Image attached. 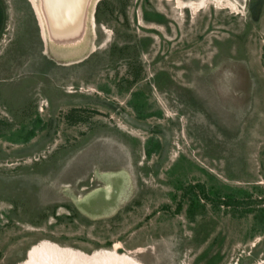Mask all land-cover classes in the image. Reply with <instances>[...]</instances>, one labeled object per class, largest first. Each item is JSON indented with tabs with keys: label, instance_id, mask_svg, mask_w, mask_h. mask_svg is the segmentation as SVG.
Returning <instances> with one entry per match:
<instances>
[{
	"label": "rangeland",
	"instance_id": "rangeland-1",
	"mask_svg": "<svg viewBox=\"0 0 264 264\" xmlns=\"http://www.w3.org/2000/svg\"><path fill=\"white\" fill-rule=\"evenodd\" d=\"M2 1L0 120L35 135L0 138V264H264V0H93L70 47Z\"/></svg>",
	"mask_w": 264,
	"mask_h": 264
},
{
	"label": "bare ground",
	"instance_id": "bare-ground-1",
	"mask_svg": "<svg viewBox=\"0 0 264 264\" xmlns=\"http://www.w3.org/2000/svg\"><path fill=\"white\" fill-rule=\"evenodd\" d=\"M37 13L38 18L41 21V27L47 30L46 24H43V12H41V8L39 7L40 3L38 0H30ZM84 0H48L47 3L51 8H53L52 15L57 20L58 17L62 14L60 11L61 6H66L65 8H78L80 10V6H82ZM83 3V4H82ZM57 6V8H56ZM187 6V5H186ZM59 9V10H56ZM76 10V9H75ZM74 10V13H75ZM76 10V11H77ZM71 14V15H70ZM68 13L66 16L62 17L63 20L70 21V26H66V30H70L72 33L79 34L78 28H75V23L80 18L78 14L75 17L72 13ZM77 18V19H75ZM45 21V20H44ZM93 24V22H92ZM63 29V28H62ZM62 34H68V32H62ZM74 38L75 35L71 34ZM48 39V35H47ZM19 264H141L134 260L130 255L125 253H118L116 250H108L103 252H94L93 254H83L78 250L70 249V248H61L51 242H45L42 245H38L32 247L29 251V255L24 262Z\"/></svg>",
	"mask_w": 264,
	"mask_h": 264
},
{
	"label": "water",
	"instance_id": "water-1",
	"mask_svg": "<svg viewBox=\"0 0 264 264\" xmlns=\"http://www.w3.org/2000/svg\"><path fill=\"white\" fill-rule=\"evenodd\" d=\"M38 1L40 2L39 7L42 9L41 12H43V17L47 27L48 41L54 42L58 46L70 47L72 45L75 46L78 43H80L84 35L86 34L88 23L90 24L88 18L92 16V19L95 20L94 15H90L92 12L90 11V6L93 0H84L83 1L84 4L82 3L83 5L80 6V10H77L78 8H71V7L65 8L66 6H61L60 11L62 14L60 15V17H58L57 20L54 18V15H52L53 8H51V6L48 5L47 3L48 0H38ZM67 13L68 16L70 13H72L74 17L76 16L74 14H78L80 16V18L77 20V23H75L74 25L75 28L76 27L78 28L79 34L75 32L72 33L70 32V30H66V26H70L69 23L70 21L63 20L62 17L66 16ZM62 32H68V34L64 35L62 34ZM71 34H74L75 37L73 38Z\"/></svg>",
	"mask_w": 264,
	"mask_h": 264
},
{
	"label": "trees",
	"instance_id": "trees-1",
	"mask_svg": "<svg viewBox=\"0 0 264 264\" xmlns=\"http://www.w3.org/2000/svg\"><path fill=\"white\" fill-rule=\"evenodd\" d=\"M4 11V12H3ZM4 13V14H3ZM95 17H94V19H95V22H97V23H99L100 22V17H99V15H97V12L95 13ZM6 17H7V14H6V7H5V3L2 1V0H0V26H3L4 25V22H5V20H6ZM143 17L145 18V20H147V21H149V20H152L153 19V17L155 18V19H157V22H163V19H162V15L161 14H159V13H148V11L147 10H145L144 9V14H143ZM2 31V28H0V32ZM117 53L119 54V53H121V52H118L117 51ZM81 63V62H80ZM53 66H55L54 64H52ZM130 102H131V100H130ZM140 115V114H139ZM138 115V116H139ZM12 119L14 120V118L12 117ZM39 120H40V117L38 118ZM8 119H3V120H0V123H3V126H0V138H4V139H7V141H10V142H13V143H27L28 141H30V139L32 138V136H34L35 135V129H34V127L31 129V128H29V124L28 123H22V125L20 124V126L19 127H17V128H20V127H22V128H25V129H28V130H31V133L30 134H26V135H22V134H20L19 136V138H16L15 136L13 137V136H11V132L10 131H12V130H14V129H16V128H7L8 127V125H9V122L7 121ZM12 121V120H11ZM12 124H14V123H12ZM39 126V122H38V125H36V127H38ZM5 127V128H4ZM7 128V130L9 131V132H7L5 129ZM204 196H205V194H204ZM196 203H199L200 204V201H199V198L198 197H196V196H194V197H191V201H190V207L188 208L189 209V211L191 212V214L194 212H196V211H200L201 212V208L203 207L202 206V204H201V206L199 207H196L195 205H196ZM68 215H70V214H68Z\"/></svg>",
	"mask_w": 264,
	"mask_h": 264
},
{
	"label": "flooded vegetation",
	"instance_id": "flooded-vegetation-1",
	"mask_svg": "<svg viewBox=\"0 0 264 264\" xmlns=\"http://www.w3.org/2000/svg\"><path fill=\"white\" fill-rule=\"evenodd\" d=\"M152 13H156V12H152ZM152 20H154V22H157V19H155V18H154V19H152Z\"/></svg>",
	"mask_w": 264,
	"mask_h": 264
}]
</instances>
